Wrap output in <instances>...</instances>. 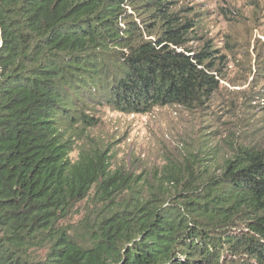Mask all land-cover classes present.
<instances>
[{
    "label": "trees",
    "instance_id": "1",
    "mask_svg": "<svg viewBox=\"0 0 264 264\" xmlns=\"http://www.w3.org/2000/svg\"><path fill=\"white\" fill-rule=\"evenodd\" d=\"M180 1L0 0V264H264V148L149 192L84 144L98 106L218 89L227 58ZM90 193L101 217L77 238L66 219Z\"/></svg>",
    "mask_w": 264,
    "mask_h": 264
},
{
    "label": "rangeland",
    "instance_id": "2",
    "mask_svg": "<svg viewBox=\"0 0 264 264\" xmlns=\"http://www.w3.org/2000/svg\"><path fill=\"white\" fill-rule=\"evenodd\" d=\"M180 4L192 8L198 32L217 43L227 58L218 89L199 107L154 106L126 114L98 106V122L88 129L84 143L106 153L112 171L118 169L149 192L219 170L236 146L264 148V0ZM77 150L69 154L72 160ZM102 206L98 195L90 193L73 207L65 224L75 237L85 236L100 219Z\"/></svg>",
    "mask_w": 264,
    "mask_h": 264
}]
</instances>
